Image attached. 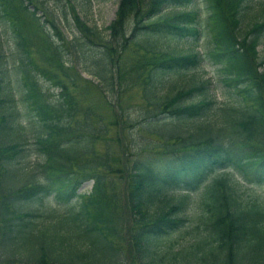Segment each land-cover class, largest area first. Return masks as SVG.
Instances as JSON below:
<instances>
[{"label":"trees","instance_id":"trees-1","mask_svg":"<svg viewBox=\"0 0 264 264\" xmlns=\"http://www.w3.org/2000/svg\"><path fill=\"white\" fill-rule=\"evenodd\" d=\"M38 1L45 15L31 0H0L20 53L16 64L0 46V264H264L263 1L118 0L105 38L71 0L59 17L71 20L67 37ZM19 9L40 25L60 77L31 54ZM203 31L204 51L161 45ZM128 44L143 60L133 74L113 56ZM205 59L219 98L209 77L178 80ZM89 84L107 104L115 87L136 86L144 112L117 119L92 105L79 117L75 87Z\"/></svg>","mask_w":264,"mask_h":264},{"label":"rangeland","instance_id":"rangeland-1","mask_svg":"<svg viewBox=\"0 0 264 264\" xmlns=\"http://www.w3.org/2000/svg\"><path fill=\"white\" fill-rule=\"evenodd\" d=\"M33 4L37 5L39 7V11H37V15H45V10L42 7L41 3L38 0H31ZM264 3V0H262ZM71 2L74 4L76 11L78 14L89 24V25H95L100 31L102 36L107 37L106 33L108 32V29L106 28V25L110 22V20L113 18L116 5L118 0H71ZM46 4L50 7H52V10L54 14L57 16V20L59 21V25L64 32V34L67 37H70L72 35V30L74 28L72 27L71 20L68 19V21L60 20V16H62V10L63 7L62 4H64L65 7H67V1L66 0H46ZM201 8H203L202 0H199L197 2ZM32 7V6H31ZM18 23L21 26L22 30L20 31L23 35L25 34L27 45L29 46L31 50V54L39 61V63L46 67L50 71V74H55L56 76L60 77V72L57 69L58 63L55 62V59L53 56L50 55V45L48 43V40L46 39V36L44 35V32L41 30L40 25L38 22L31 17L29 14L23 12L19 9L18 11ZM207 31H203L199 37L196 39V41L191 44L187 41H172V40H164L161 45L167 48H171L170 46H178V48L188 47V46H194L197 49H202L203 51L206 50L208 45V35L206 33ZM104 37V38H105ZM111 46H115L114 43H109ZM0 46L3 47L4 52L7 55H11L14 63H18L20 53L19 48L16 45V37L14 35L12 27L9 25L8 22L4 20H0ZM257 50L260 56L264 55V33L261 36V41L257 45ZM139 47H137L135 44H128L124 49H121L120 47H115L113 50V56L117 59L115 61V67L120 69L121 71H127L129 74H133L132 71H134V67L138 66V64L141 62V57L139 56ZM149 57V55H148ZM77 61L79 65L81 64V61L79 57L77 58ZM143 61V60H142ZM12 62H9V65H11ZM132 64H134L132 67H130ZM133 69V70H132ZM74 69H70V72H73ZM82 77L89 78L93 80V82H96V78L89 74L88 72L81 70L80 72ZM191 76V78H190ZM220 73L218 68H216L213 64H211L208 59H205L200 66L190 70L184 75H181L180 79H178L181 82H184L186 80H197L202 77H209L213 80V82L216 85L215 92L219 97L222 96V93H225L223 89L220 88L218 79H219ZM134 76H130V79H133ZM177 80V81H178ZM40 81L42 83V86H46V79L40 77ZM178 82V83H181ZM132 84V83H131ZM129 84V85H131ZM75 91L78 92L81 98V104L79 106L78 116L82 117V113H84V109L88 106H94L96 108L101 109L105 114L109 117H111V114H115L117 119H121V113L125 117L135 119L137 118L141 112H144V103L142 102V99L140 97V90L135 87H128L127 85H121L117 89L116 87L113 90V93L110 98V104H107V102L104 99V96H108L105 92H103L101 89L97 88L94 84H89V86L83 87V86H77L75 87ZM55 96H56V90H54ZM165 88L161 90V93H164ZM114 113H113V112ZM22 126L20 128V131L22 133L26 134V128L28 129L29 126L27 125L25 127V124H28V122H24L21 120ZM122 123V122H118ZM118 143H117V155H118V162L121 163L123 160H128L130 158L128 149L123 144V138L122 136L117 137ZM100 145V144H98ZM34 157V156H32ZM35 160H38L37 157L34 158ZM31 160H33L31 158ZM119 163V164H121ZM251 186L255 191L262 192V187L257 186L256 184H251ZM90 188V182L85 183L80 190H89ZM53 202V201H52Z\"/></svg>","mask_w":264,"mask_h":264}]
</instances>
